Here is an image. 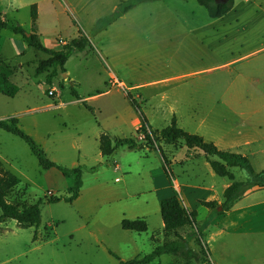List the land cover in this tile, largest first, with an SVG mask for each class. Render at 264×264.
Here are the masks:
<instances>
[{"label": "rangeland", "instance_id": "374dc122", "mask_svg": "<svg viewBox=\"0 0 264 264\" xmlns=\"http://www.w3.org/2000/svg\"><path fill=\"white\" fill-rule=\"evenodd\" d=\"M125 1L0 0V22L38 34L47 48L58 50L80 33L91 44L52 79L55 92L48 87V73L35 74L48 55L30 48L10 27L0 30V63L14 67L11 81L19 87L14 98L0 94V120L16 119L57 165L83 170L77 200L49 203L51 197L69 196L74 178L43 168L25 141L0 129V160L19 182L8 201L22 207L43 202L38 228L13 220L0 224V264H117L115 255L123 261L142 257L173 239L164 231L160 202L174 194L202 225L211 210L201 202L221 205L231 184L214 173L205 154L180 141L147 144L137 152L119 147L103 157L100 136L145 143L136 133L144 118L153 132L176 119L186 132L241 154L233 150V119L264 117V108L252 116L246 105L233 112V101L239 99L256 100V109L264 106V54L249 65H233L234 59L264 46V0H234L232 10L218 19L196 0L145 1L97 30V22ZM256 147L261 151L264 143ZM248 158L255 172L264 170V150ZM232 172L236 181L246 180L240 169ZM227 213L214 219L225 220L212 222L207 234L202 232L205 260L163 255L153 264H252L264 257L260 238L224 234L208 242L214 231H233ZM124 219L145 220L148 231H125ZM190 231H196L195 225L179 234ZM190 246L201 250L199 242Z\"/></svg>", "mask_w": 264, "mask_h": 264}, {"label": "trees", "instance_id": "16d2710c", "mask_svg": "<svg viewBox=\"0 0 264 264\" xmlns=\"http://www.w3.org/2000/svg\"><path fill=\"white\" fill-rule=\"evenodd\" d=\"M145 1L154 0L125 1L112 15L99 20L96 29L103 30L107 28L121 16ZM196 1L207 10L212 19H218L227 15L235 4L234 0H230L224 5L216 4L214 0ZM31 17L32 25L33 27H36L38 20V6L36 4L31 7ZM8 27L12 29L14 34L22 36L23 40L30 48L48 55L47 59L39 62L35 74L40 76L48 73L47 82L50 87L53 85L52 79L55 78L59 72H66L65 65L74 54L83 53L91 48L89 39L82 33H80L78 37L66 42L60 49L55 50L47 48L42 43L38 34L28 32L22 26H9L7 22H0V30ZM49 70L51 71L49 72ZM14 73V67L4 62L0 63V94L10 98H14L19 92V87L11 81V77ZM72 94L79 99L76 91H72ZM127 97L131 100L132 104L138 108L137 103L131 98V96L128 95ZM142 117L144 118L143 115ZM0 129L25 141L43 168H57L65 177L74 178V185L68 189L69 196L51 197L48 199L49 203H57L62 200L71 203L79 198L83 187L82 167L79 166L73 169H67L51 161L33 139L18 127V121L16 119H10L8 121L0 120ZM136 133L137 135L143 134L145 143H139L136 138H122L113 141L109 135L102 134L99 138L101 155L103 157H111L119 147H126L129 151L137 152L144 150L147 147V144L154 145L155 143L160 142L171 146L183 141L189 150H200L205 154L214 173L219 177L227 178L231 184L224 191V201L221 205H217L214 201L201 202L202 206L211 210V214L200 226L196 222V212H190L187 210L176 194L170 198L162 200L160 202V212L164 224V231L168 235L172 234L173 239L157 246L149 254L142 257H136L132 260L123 261L115 255L118 259L117 264H153L163 255H173L187 261L194 260L195 262L205 260L203 257H206L207 254L202 243V232L208 229L216 217L222 216L233 209V207L249 192L253 190H264V170L261 172H255L252 163L247 156L233 153L228 150H221L214 143L205 141L201 136L190 134L182 128H179L176 119H173L171 126L160 132H153L151 131L147 120L144 118V121L139 126ZM232 169H240L246 180L244 182L236 181ZM0 174V224L7 220H13L21 227L38 228L41 224L40 206L43 203L42 200H39L36 204L23 207L16 203L9 202L8 196L19 182L14 175L4 171V166L1 160ZM218 208H221V211H218ZM192 225H195L196 231H190L185 236L179 234L180 230ZM121 228L125 231L145 233L148 231V224L145 220L124 219L121 222ZM36 240L37 233L34 237V241ZM193 241L199 242V245L201 246L200 251L191 248L190 244Z\"/></svg>", "mask_w": 264, "mask_h": 264}, {"label": "crops", "instance_id": "0c3cea01", "mask_svg": "<svg viewBox=\"0 0 264 264\" xmlns=\"http://www.w3.org/2000/svg\"><path fill=\"white\" fill-rule=\"evenodd\" d=\"M263 54L264 46L255 48L245 55L234 59L233 65H242L243 62H246V64L249 65L254 60V58L256 59V57ZM262 61H264V59ZM45 87L47 88V86ZM49 88L57 92L55 87ZM257 103L259 102H256V100L254 99H239L237 101L234 100L233 112L237 114L235 112V109L241 108L243 107V105H246V107H252L253 111L250 112L252 116L258 115L261 113L260 111L264 108V106L261 109H256ZM263 130L264 117H239L233 119V138L235 137L234 139L237 140L233 143V150L238 149L242 151V155L247 157H249V155L256 156L257 154L262 153L264 149H262L261 151L257 150L256 146L264 143ZM228 186H230V184L226 185L225 189ZM263 191L264 190H253L249 192L241 201H239L226 215L227 217L229 216L233 219V231H214L211 234V237L208 238V242L213 241L215 237H219L224 234L233 236L234 238L254 237L264 240V198H261L262 200H259L258 198L260 195H264V193L261 194V192ZM186 209L188 208L186 207ZM217 220L218 219L214 220L213 223L215 224L218 223V221L220 222L225 219L220 218V220ZM205 232L206 234L208 233V231ZM252 264H264V257H261L260 259L254 261V263Z\"/></svg>", "mask_w": 264, "mask_h": 264}, {"label": "water", "instance_id": "95a60500", "mask_svg": "<svg viewBox=\"0 0 264 264\" xmlns=\"http://www.w3.org/2000/svg\"><path fill=\"white\" fill-rule=\"evenodd\" d=\"M216 4L218 5H224V4H227L230 0H214ZM50 87V86H48ZM221 210V208H220Z\"/></svg>", "mask_w": 264, "mask_h": 264}]
</instances>
